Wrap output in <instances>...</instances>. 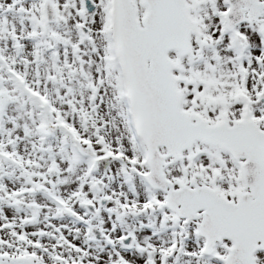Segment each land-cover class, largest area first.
<instances>
[{
    "label": "snow or ice",
    "instance_id": "obj_1",
    "mask_svg": "<svg viewBox=\"0 0 264 264\" xmlns=\"http://www.w3.org/2000/svg\"><path fill=\"white\" fill-rule=\"evenodd\" d=\"M0 264H264V0H0Z\"/></svg>",
    "mask_w": 264,
    "mask_h": 264
}]
</instances>
